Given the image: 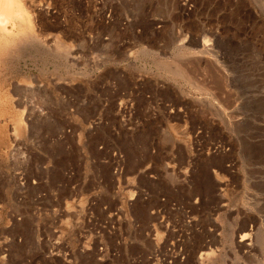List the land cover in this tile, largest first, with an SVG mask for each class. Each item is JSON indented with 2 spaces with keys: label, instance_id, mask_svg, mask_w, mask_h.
Listing matches in <instances>:
<instances>
[{
  "label": "rangeland",
  "instance_id": "rangeland-1",
  "mask_svg": "<svg viewBox=\"0 0 264 264\" xmlns=\"http://www.w3.org/2000/svg\"><path fill=\"white\" fill-rule=\"evenodd\" d=\"M17 1L0 264H100L96 218L116 264H150L154 236L167 264H264V0Z\"/></svg>",
  "mask_w": 264,
  "mask_h": 264
},
{
  "label": "built area",
  "instance_id": "built-area-1",
  "mask_svg": "<svg viewBox=\"0 0 264 264\" xmlns=\"http://www.w3.org/2000/svg\"><path fill=\"white\" fill-rule=\"evenodd\" d=\"M112 174H113V177L118 181L120 182V180L123 178V161L122 160H118L117 163L115 164V166L113 167V171H112ZM149 178L150 179H155L153 175H149ZM148 198H150V196L147 194H145V199L144 200H148ZM134 199L135 197H133L132 199H130V205L132 206L134 202ZM158 201L160 203H165V199L164 198H158ZM168 210H171L173 212H186L185 209L175 205V204H171L170 206H168ZM103 210L104 211H110L109 213V218H112L113 215H116V211L113 212L111 211L108 206H104L103 207ZM157 211L158 213H161V212H165L166 210H162V209H157V210H154L153 213ZM189 213V211L187 212ZM126 217V216H125ZM120 218V217H119ZM130 223V220L126 217L125 220L121 221L118 226H117V230L118 232H122L123 231V228L125 226H127V224ZM164 223V219H163V222ZM169 224L166 225V228L168 230V227ZM107 223L106 222H103V220H100L98 218L95 219V229H96V236L97 238L99 239L100 241V246L98 248V262L100 264H116L115 261L117 260V258L120 257V254L119 252L116 250V248H110L108 247V244L106 242L102 243L103 240L106 238L105 237V234H109V236L112 235V231L111 230H115V226H111V228H109L107 230ZM111 229V230H110ZM164 238H162L161 243H163V239H164V243L166 245H171V246H174V240L170 241V239H168L167 237V232H165L164 234ZM153 240L155 241L156 243V248L151 252L149 258H148V262L150 264H167L165 263V261L161 258V250H160V247H159V244L157 242V239H156V236L153 237ZM116 244L117 242L115 243V241L113 240L111 242V245L114 247H116ZM170 263V262H169Z\"/></svg>",
  "mask_w": 264,
  "mask_h": 264
},
{
  "label": "bare ground",
  "instance_id": "bare-ground-1",
  "mask_svg": "<svg viewBox=\"0 0 264 264\" xmlns=\"http://www.w3.org/2000/svg\"><path fill=\"white\" fill-rule=\"evenodd\" d=\"M10 6L13 8V12L14 13H23V7L20 5V3L17 0H10ZM2 16V15H0ZM7 18V17H6ZM13 21V20H12ZM7 26H10L9 20L7 18V20L4 22L3 24V28L6 29ZM10 29V28H9ZM8 29V30H9ZM20 124V123H19ZM246 239V238H245Z\"/></svg>",
  "mask_w": 264,
  "mask_h": 264
}]
</instances>
